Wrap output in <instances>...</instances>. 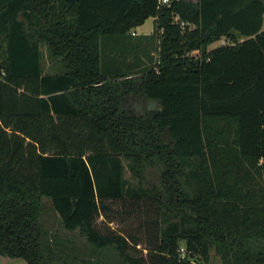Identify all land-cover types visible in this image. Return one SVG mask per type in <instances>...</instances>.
I'll use <instances>...</instances> for the list:
<instances>
[{
    "label": "trees",
    "instance_id": "trees-1",
    "mask_svg": "<svg viewBox=\"0 0 264 264\" xmlns=\"http://www.w3.org/2000/svg\"><path fill=\"white\" fill-rule=\"evenodd\" d=\"M44 198L119 264H264V0H0V264H78ZM116 201L146 259L95 223Z\"/></svg>",
    "mask_w": 264,
    "mask_h": 264
},
{
    "label": "rangeland",
    "instance_id": "rangeland-1",
    "mask_svg": "<svg viewBox=\"0 0 264 264\" xmlns=\"http://www.w3.org/2000/svg\"><path fill=\"white\" fill-rule=\"evenodd\" d=\"M155 29L154 18L150 17L146 22L136 28V31L139 34L149 33ZM219 46V42L216 41L209 45V49H213ZM43 51V65L45 72L54 71V63L51 58L49 49L45 44H42ZM197 52H194L196 54ZM154 171H150L151 180H153ZM126 178L132 182V184H137V180L134 179L128 169L125 172ZM147 186V185H146ZM46 201V210L44 215V225L46 226L47 235L46 238L53 243L54 247L58 248H68L72 249L73 255H76V260L78 264H119V257L114 248L101 249L97 250L92 245H90L87 240L80 235L79 231L74 233H68L61 225L59 217L51 208V203L48 198H44ZM127 203V204H126ZM124 204L123 201L110 202L111 211H108L107 214L95 218V223L102 229L109 227L112 230L122 231L133 236L134 239L140 240V244L137 246L138 251H132L138 255H143L147 257L148 250L145 247H148L152 244L153 237L151 232L148 229V224L146 220L150 219L151 216L150 206L144 204L142 201L140 204H133V201H126ZM142 223V224H141ZM71 241V242H70ZM63 243L68 244V246H62ZM67 251V250H65ZM72 255V256H73ZM4 258H0L1 260ZM7 259V258H5ZM150 258H148L146 263H150ZM9 261V260H7ZM15 264H27L22 259L14 260ZM69 261H71L69 259ZM53 264V263H52ZM201 264H221L219 256L212 251L210 260L208 262H202Z\"/></svg>",
    "mask_w": 264,
    "mask_h": 264
},
{
    "label": "built area",
    "instance_id": "built-area-1",
    "mask_svg": "<svg viewBox=\"0 0 264 264\" xmlns=\"http://www.w3.org/2000/svg\"><path fill=\"white\" fill-rule=\"evenodd\" d=\"M161 3H166L168 2V0H160ZM132 34H137L135 31L132 32ZM219 45H227L230 44V42L226 39V38H221L220 40H218ZM181 252L184 255V248H181Z\"/></svg>",
    "mask_w": 264,
    "mask_h": 264
},
{
    "label": "crops",
    "instance_id": "crops-1",
    "mask_svg": "<svg viewBox=\"0 0 264 264\" xmlns=\"http://www.w3.org/2000/svg\"><path fill=\"white\" fill-rule=\"evenodd\" d=\"M136 33L139 34L137 31H136ZM149 33H151V32H149ZM146 34H148V33H146Z\"/></svg>",
    "mask_w": 264,
    "mask_h": 264
}]
</instances>
